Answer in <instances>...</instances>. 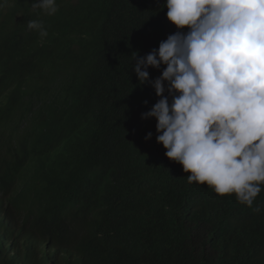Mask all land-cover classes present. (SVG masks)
Returning <instances> with one entry per match:
<instances>
[{"label":"trees","instance_id":"trees-1","mask_svg":"<svg viewBox=\"0 0 264 264\" xmlns=\"http://www.w3.org/2000/svg\"><path fill=\"white\" fill-rule=\"evenodd\" d=\"M34 2L0 8V211L71 264H264V185L248 207L189 184L141 118L159 97L133 53L189 30L166 0Z\"/></svg>","mask_w":264,"mask_h":264},{"label":"clouds","instance_id":"clouds-1","mask_svg":"<svg viewBox=\"0 0 264 264\" xmlns=\"http://www.w3.org/2000/svg\"><path fill=\"white\" fill-rule=\"evenodd\" d=\"M7 3L0 0V8ZM32 7L49 16L58 11L57 0ZM164 7L177 29L189 30L169 35L146 56L133 53L139 84H151L159 97L141 118L156 119V142L191 173L189 184L235 194L252 207L264 185V0H166ZM27 27L48 35L39 21ZM161 65L151 80L149 67ZM45 239L0 211V253L9 264H71L61 246Z\"/></svg>","mask_w":264,"mask_h":264}]
</instances>
